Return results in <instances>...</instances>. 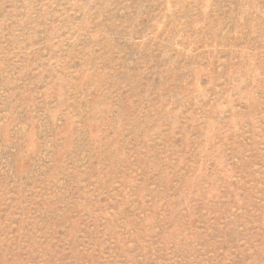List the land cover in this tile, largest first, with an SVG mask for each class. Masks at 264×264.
I'll return each mask as SVG.
<instances>
[{"label": "rangeland", "instance_id": "rangeland-1", "mask_svg": "<svg viewBox=\"0 0 264 264\" xmlns=\"http://www.w3.org/2000/svg\"><path fill=\"white\" fill-rule=\"evenodd\" d=\"M0 264H264V0H0Z\"/></svg>", "mask_w": 264, "mask_h": 264}]
</instances>
